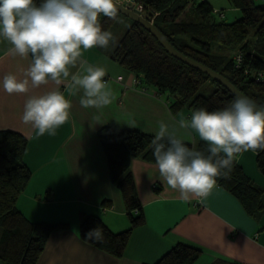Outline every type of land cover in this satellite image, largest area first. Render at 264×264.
<instances>
[{"label":"crops","instance_id":"0c3cea01","mask_svg":"<svg viewBox=\"0 0 264 264\" xmlns=\"http://www.w3.org/2000/svg\"><path fill=\"white\" fill-rule=\"evenodd\" d=\"M8 47L0 42V80L9 72L22 77L29 62L8 55ZM83 58L105 68L104 79L115 98L100 110L85 109L79 103L82 93L71 96L61 85L72 107L68 122L57 129L55 136L37 138L21 121L27 97L42 94L54 85L18 95H9L0 87V130L16 131L28 139L24 161L32 176L18 199V209L31 221L70 224L49 235L36 264L154 263L179 242L203 250L194 264L220 260L264 264V210L258 219L251 217L237 198L218 183L200 202H183L177 191L161 183L155 162L139 157L132 159L131 169L145 223L133 230L124 255L116 257L80 236L81 212L100 215L114 231L131 226L121 191L112 180L101 139L104 130L132 129L155 136L158 121L162 120L177 129L184 142L200 141L194 131L178 126L181 118L190 119L193 110L184 108L173 113L162 94L139 85L137 75L112 60L106 49H90ZM256 154L246 152L234 162L264 188V174L257 168Z\"/></svg>","mask_w":264,"mask_h":264},{"label":"trees","instance_id":"16d2710c","mask_svg":"<svg viewBox=\"0 0 264 264\" xmlns=\"http://www.w3.org/2000/svg\"><path fill=\"white\" fill-rule=\"evenodd\" d=\"M141 1L145 13L154 17V24L176 49L224 75L258 106L264 105V84L255 79L257 72L264 71V4H257V0H228L231 7L240 11V16L226 22L224 13L216 11L206 0ZM120 16L124 15L119 11L116 20L101 16L102 30L111 32ZM127 23L123 35L106 49L110 58L134 72L139 85L162 94L173 113L184 108L216 110L236 97L218 80L172 55L141 23L132 19ZM101 139L112 180L121 191L131 226L114 231L100 215L81 212L79 232L87 242L121 257L133 230L145 223L131 161L139 157L155 162L154 136L132 129L120 132L108 129L102 132ZM185 143L200 151L207 147L201 140ZM27 146L24 135L0 130L1 264H36L49 235L70 227L66 222L31 221L18 209V199L32 176L24 161ZM256 165L264 174V151L256 154ZM217 183L237 198L248 215L260 217L264 210V188L249 179L239 165L234 162L230 178H218ZM96 227L102 231V242L86 238ZM202 252L198 246L179 242L154 263L143 264H194ZM212 264L242 263L220 260Z\"/></svg>","mask_w":264,"mask_h":264},{"label":"clouds","instance_id":"9594fccd","mask_svg":"<svg viewBox=\"0 0 264 264\" xmlns=\"http://www.w3.org/2000/svg\"><path fill=\"white\" fill-rule=\"evenodd\" d=\"M101 16L116 20L117 0H0V42L9 45L8 55L29 61L22 77L9 72L0 87L18 95L54 85L28 96L23 105L21 121L37 138L55 136L70 118L72 103L61 85L71 96L82 93L79 103L85 109L113 102L105 68L83 58L90 49L115 43L114 34L102 30ZM178 126L194 131L207 146L204 151L189 147L177 129L158 121L152 146L159 178L183 202L207 198L218 178H230L240 155L264 151V105L246 95L216 110L194 109ZM86 238L102 242L101 229L90 230Z\"/></svg>","mask_w":264,"mask_h":264},{"label":"water","instance_id":"95a60500","mask_svg":"<svg viewBox=\"0 0 264 264\" xmlns=\"http://www.w3.org/2000/svg\"><path fill=\"white\" fill-rule=\"evenodd\" d=\"M117 11L127 16L128 18L141 23L145 26L159 41L160 43L175 57L184 61L186 64L194 66L201 71L207 73L214 79L218 80L220 83L224 85L233 95H244L241 91H239L228 79L224 77L218 71L204 65L203 63L183 54L178 49H176L167 37L158 29V27L154 24V21L151 20L150 16L142 15L133 9L124 6L121 2L117 1Z\"/></svg>","mask_w":264,"mask_h":264},{"label":"rangeland","instance_id":"374dc122","mask_svg":"<svg viewBox=\"0 0 264 264\" xmlns=\"http://www.w3.org/2000/svg\"><path fill=\"white\" fill-rule=\"evenodd\" d=\"M208 1L216 11H220L224 13L223 20L226 22H232L237 17L240 16V11L238 9H235L231 7L228 0H206ZM257 4H264V0H257ZM216 17L218 20H222L219 15L216 14ZM130 18L127 16H120L118 22L113 27V30L111 31L115 36V41L118 40L124 33L125 29L127 28V21H129ZM115 44V43H114ZM113 45V43H110L109 46ZM2 234V229L0 227V238Z\"/></svg>","mask_w":264,"mask_h":264},{"label":"built area","instance_id":"2783aa9c","mask_svg":"<svg viewBox=\"0 0 264 264\" xmlns=\"http://www.w3.org/2000/svg\"><path fill=\"white\" fill-rule=\"evenodd\" d=\"M119 2H121L124 6L129 7L131 9H133L134 11L142 14V15H148L145 13L144 11V6L141 0H117ZM150 16V15H148ZM151 20L153 21L154 17H151ZM237 60H240V55L236 56ZM255 79L261 83L264 84V71H259L256 73L255 75ZM201 199H198V202H200Z\"/></svg>","mask_w":264,"mask_h":264}]
</instances>
